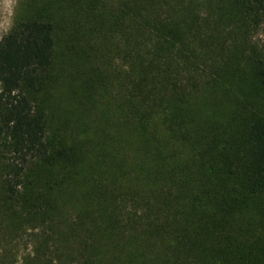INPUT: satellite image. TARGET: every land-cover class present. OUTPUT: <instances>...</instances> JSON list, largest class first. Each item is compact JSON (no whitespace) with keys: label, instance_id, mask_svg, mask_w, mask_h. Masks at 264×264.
<instances>
[{"label":"trees","instance_id":"trees-1","mask_svg":"<svg viewBox=\"0 0 264 264\" xmlns=\"http://www.w3.org/2000/svg\"><path fill=\"white\" fill-rule=\"evenodd\" d=\"M66 5L98 32L101 54L121 59L124 113L71 133L72 117L55 115L42 93L53 19L20 20L0 39L4 193L41 220L42 244L62 236L64 264H264V52L250 39L264 0ZM107 89L108 73L87 71L80 114ZM201 93L227 111L203 115Z\"/></svg>","mask_w":264,"mask_h":264},{"label":"rangeland","instance_id":"rangeland-1","mask_svg":"<svg viewBox=\"0 0 264 264\" xmlns=\"http://www.w3.org/2000/svg\"><path fill=\"white\" fill-rule=\"evenodd\" d=\"M78 1L84 3V0ZM101 1L109 5L115 0ZM61 6L67 13L62 11ZM74 9L76 7L73 8V5H66V0H0V39L20 20L39 14H42L41 17L53 19L57 31V50L51 70L47 78H44L45 88L42 93L45 94L48 107L58 112L55 115L63 117L66 114L72 117L69 120L71 133L79 129L82 122H88L92 126L104 125L105 121L111 123L122 120L124 113L116 107L119 102L118 105L122 108L124 102L119 101L120 95L116 93L114 75L121 59L116 56L115 58L110 52L108 56L100 53L103 47L100 44L98 32L96 30L86 32L83 28L86 25L82 22L84 18L80 16V13L73 15L72 12H79V9L76 11ZM69 14L74 18H71ZM102 15L107 20V14L102 12ZM72 29L75 35L69 32ZM250 39L259 50L264 52V23L251 31ZM86 67L88 68L82 71ZM87 71L94 72L96 75L101 73L103 76L108 73V89L106 93L96 92L90 115H82L80 114L81 102L86 96L84 84ZM201 95L207 99V102L204 101L206 112L203 115L216 107L223 112L227 105V101L222 98L218 100V104H215L211 102L212 98L208 100L206 94L201 93ZM228 107H225L224 111H227ZM121 154L126 158V165L129 164L130 146L127 141L121 142ZM5 162L6 160L0 154V264H64L60 252L70 247L63 241L62 236L54 244L48 243L47 246L42 244L44 237L40 238V235L44 229H42L41 220L33 221L31 214L26 211L21 212L18 203L5 195V168H3ZM86 167L88 164L85 165ZM123 176L124 180L120 179L126 182L127 177ZM33 178L35 173L30 169L21 177L22 185H28ZM49 248L55 252H51Z\"/></svg>","mask_w":264,"mask_h":264}]
</instances>
